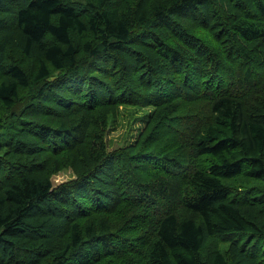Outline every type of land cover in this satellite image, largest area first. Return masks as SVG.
<instances>
[{"label":"trees","instance_id":"1","mask_svg":"<svg viewBox=\"0 0 264 264\" xmlns=\"http://www.w3.org/2000/svg\"><path fill=\"white\" fill-rule=\"evenodd\" d=\"M0 105V264H264V0H0Z\"/></svg>","mask_w":264,"mask_h":264},{"label":"rangeland","instance_id":"2","mask_svg":"<svg viewBox=\"0 0 264 264\" xmlns=\"http://www.w3.org/2000/svg\"><path fill=\"white\" fill-rule=\"evenodd\" d=\"M73 1H77V0H73ZM31 60L32 59H28L26 66L32 64ZM3 111L4 108L0 105V113H2ZM140 124H141L140 120H137L133 126L134 129H136V127H138ZM109 127L111 128V130L109 129L107 140L111 145L121 146L123 142L130 140L131 133L128 134V127L125 120H123L122 115L118 116L115 122H111V124L109 123ZM71 179H74V176L69 169L68 170L66 169L55 175L53 178V182L55 184H58Z\"/></svg>","mask_w":264,"mask_h":264},{"label":"bare ground","instance_id":"3","mask_svg":"<svg viewBox=\"0 0 264 264\" xmlns=\"http://www.w3.org/2000/svg\"><path fill=\"white\" fill-rule=\"evenodd\" d=\"M124 43V42H123Z\"/></svg>","mask_w":264,"mask_h":264}]
</instances>
